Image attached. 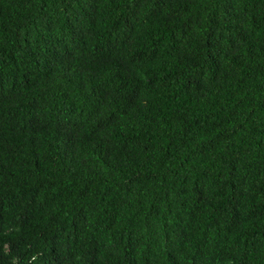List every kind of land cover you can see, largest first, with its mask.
I'll list each match as a JSON object with an SVG mask.
<instances>
[{
	"label": "trees",
	"instance_id": "1",
	"mask_svg": "<svg viewBox=\"0 0 264 264\" xmlns=\"http://www.w3.org/2000/svg\"><path fill=\"white\" fill-rule=\"evenodd\" d=\"M0 264H264V0H0Z\"/></svg>",
	"mask_w": 264,
	"mask_h": 264
}]
</instances>
